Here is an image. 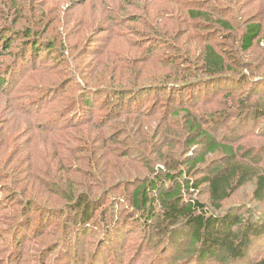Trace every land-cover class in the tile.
I'll list each match as a JSON object with an SVG mask.
<instances>
[{
  "label": "rangeland",
  "instance_id": "374dc122",
  "mask_svg": "<svg viewBox=\"0 0 264 264\" xmlns=\"http://www.w3.org/2000/svg\"><path fill=\"white\" fill-rule=\"evenodd\" d=\"M144 10L156 15L152 28L169 35L162 36L164 41L143 25ZM191 11L207 14L208 24L194 21ZM123 17L131 21L121 25ZM32 24L31 37L42 44L40 50L27 51L24 38L31 37L16 33ZM248 25L262 28L244 51ZM11 28L16 33L7 49L3 36ZM206 45L223 57V73L210 76L205 71ZM0 74L9 79L2 89L12 93L7 98L0 88V264H29L33 256L32 264H155L165 246L172 255L168 239L174 235L162 236L156 217L146 222L149 211L134 208L132 193L142 178L153 179V172L164 166L166 151H178L186 174V161L202 153V146L187 142L181 117L188 111L197 122L208 121L214 140L253 152L264 174V116L255 111L264 110V0H0ZM165 79L172 86L197 83L135 97L150 110L139 127L109 119L120 112L115 91L132 82L145 86ZM118 80L124 81L123 88ZM82 99H90L92 106L60 115L68 106H81ZM165 107L184 110L177 122L174 117L162 121ZM75 116L108 122L107 143L91 144V137L71 142V137L89 133L64 127L78 121ZM165 131L172 135L164 136ZM111 136L114 142L108 141ZM222 156L209 154L189 176L202 178ZM107 182L119 185L107 191ZM255 191V180L238 187L224 209L245 207L254 220L264 222V194L259 200ZM71 193L91 194L102 203L91 221L81 223L67 204ZM208 195V187L202 186L193 198L208 204ZM181 246L179 255L174 251L175 264H197L190 259L193 253L184 254L185 243ZM263 255L250 257V264Z\"/></svg>",
  "mask_w": 264,
  "mask_h": 264
},
{
  "label": "trees",
  "instance_id": "16d2710c",
  "mask_svg": "<svg viewBox=\"0 0 264 264\" xmlns=\"http://www.w3.org/2000/svg\"><path fill=\"white\" fill-rule=\"evenodd\" d=\"M145 19H143V25L147 27L149 31L156 35L157 40L164 41L162 36H169L167 33H162L156 28H152L151 22L156 19V15H150L144 10ZM192 19L197 22L210 20L209 16L201 11H191L190 12ZM172 16V15H170ZM120 17V16H119ZM118 17V18H119ZM118 18L114 17V20ZM111 19L110 21H112ZM131 21L129 17L120 18V24L124 25ZM223 22L222 24H225ZM206 24H208L206 22ZM227 27V24L224 25ZM35 25L27 26L19 30H8L6 36H3V47L9 49L10 44V35L18 34V37L21 35L25 36L28 33L27 37H33L35 30ZM245 34L242 38V47L244 51H248L254 43V40L261 34V26L259 25H248L246 27ZM227 29V28H225ZM230 29V28H229ZM227 29V30H229ZM14 32V33H13ZM105 32V30H104ZM22 36V37H23ZM40 35H38L39 37ZM27 39L24 38L25 45L23 49L27 51L31 50H40L37 49L42 42L38 41L35 38ZM153 37V36H152ZM162 39H159V38ZM49 42V41H48ZM46 43V42H45ZM50 43V42H49ZM47 43L46 45H49ZM163 43V42H162ZM49 50L55 48V44H50ZM29 49V50H28ZM205 49L208 50L204 62L205 71L210 76L221 74L225 71L226 66L224 65V59L221 55L215 52L213 46L206 45ZM23 50V51H25ZM8 51V50H7ZM0 88L8 98L12 94L9 90L11 88L2 89L5 84L8 83V75L0 74ZM167 78V76H165ZM176 80L180 79L179 76L175 77ZM186 79V78H184ZM187 81L181 82L179 85L170 84L167 79L163 83H155V85H145L138 86L136 82L129 83L128 88L121 89V92H114L117 97H120V112L117 114L111 115L109 119L112 121L118 118H122L119 122L123 127H139L141 125L143 118L150 116V110H147L135 97L139 98L141 96L147 97L151 91H171V90H180L185 88H190L193 85L186 83ZM118 87H122L124 81L118 80ZM13 90V89H12ZM93 92L89 90V94L92 95ZM125 98H128L125 101ZM142 99V98H141ZM134 102V106L133 105ZM92 106L91 100L82 99L81 106L75 104L74 106H68L66 110L60 113V115H70L71 112L75 111V108L83 109L85 107L89 108ZM258 106V105H255ZM83 107V108H82ZM105 111V108H103ZM184 109L174 107L170 112L166 110L161 113L162 115L160 120L164 121L168 117H174L172 120L181 117L180 113ZM77 111V110H76ZM257 115L264 116V110L261 108L255 109ZM170 112V113H169ZM258 115V116H259ZM134 117L135 122L131 121ZM93 118H77L74 117L73 120L67 126H64L66 129L74 130L75 132L82 133L89 132L88 135L82 137H71V142H84L89 137L93 139L91 144L98 142L102 145L107 143L106 132L110 129L107 127L108 122H93ZM184 119V129L186 130L187 142H190L191 147H197L198 145L202 146V153L194 158L192 161H186L187 166H189V171L184 172L182 170L184 162L179 160L177 155L178 151L168 150L167 154H163L161 161L164 162V166H160L155 170L154 177L151 180H145L144 178L135 185L136 188L132 193L133 206L135 209L143 213H149V218L146 222H149L152 218L156 217L158 224L160 225L162 236H173L170 237L169 242H171L173 254H169V250H162L158 252V255L155 260L158 263L155 264H175L174 254L175 250L178 251V255L182 249V244L185 243V253H193L195 257L190 258L194 260L197 264H250V257L261 255L264 253V222L260 220H254V213L247 208H242L238 206L236 209L226 210L224 209V202H226L236 191L238 187L245 185L246 183L255 180L256 181V191L259 200H262L264 194V174L260 173L261 167L259 166L260 160L257 159L256 155L251 151L243 152L242 147L235 149L229 144L219 142L214 140L212 136L208 134V123L205 121L197 122L194 119L193 114L187 112ZM123 119H127L123 121ZM224 119V118H223ZM123 121V122H122ZM161 121V122H162ZM177 122V120H176ZM95 131V132H94ZM163 134L164 136L172 135L171 132ZM74 138V139H73ZM90 141V140H89ZM108 141H115V137L108 138ZM74 145V144H73ZM243 153V154H242ZM161 154V153H159ZM209 154H222L221 161H218L215 167L212 165L209 166V169L202 172L200 179L193 180L189 175L191 172H194L200 164L205 162L206 156ZM241 158V159H240ZM95 164V162H93ZM209 164H207L208 166ZM96 166V165H95ZM206 166V167H207ZM98 166L94 168L97 172ZM94 173V172H93ZM95 174V173H94ZM119 184L106 183L104 187L111 190ZM202 186L208 187V196L209 203H203L199 199L193 198L194 194L199 191ZM191 195L187 200L185 195ZM72 193L69 198L66 199L67 204L72 206V210L75 211L81 217V223H87L93 219V215L96 210L99 209L102 204L100 201L95 200L96 198L92 197L91 194H84L72 197ZM99 198V197H98ZM105 199V198H104ZM103 199V200H104ZM158 203L159 207H156ZM33 205V204H32ZM33 210V208H31ZM159 209V215H157V210ZM38 210V211H37ZM39 208H36L34 211H39ZM156 210V211H155ZM50 212V209L46 210ZM155 211V212H154ZM47 216V213H42V215ZM116 225H119V221L116 222ZM113 229L110 230V234L113 236ZM188 230V231H187ZM112 231V233H111ZM178 233L180 234L179 236ZM21 244L19 245V247ZM21 249V247H20ZM166 251L164 254H162ZM20 250L18 251V253ZM162 254V255H161ZM264 256V255H263ZM162 259V260H161ZM36 260L35 256L28 260L29 264L34 263ZM251 264H264V258L260 260H253Z\"/></svg>",
  "mask_w": 264,
  "mask_h": 264
}]
</instances>
